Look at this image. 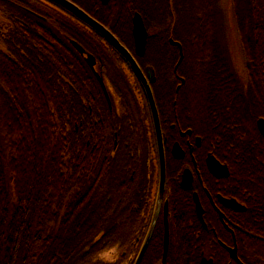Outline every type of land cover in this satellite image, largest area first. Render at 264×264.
<instances>
[{"label": "trees", "instance_id": "trees-1", "mask_svg": "<svg viewBox=\"0 0 264 264\" xmlns=\"http://www.w3.org/2000/svg\"><path fill=\"white\" fill-rule=\"evenodd\" d=\"M74 1L127 46L138 11L148 43L157 39V49L147 52L153 53L151 67L157 68L161 85L178 82L173 71L178 59L177 72L191 86L201 120L216 136L214 152L231 167L232 180L252 192V197L243 195L247 210L242 219L251 218V225L244 221L249 232L241 235L239 257L245 264H264V136L256 125L264 115V0H233L241 72L215 32L219 0ZM58 19L53 20L58 26L48 23V38L73 36L89 52H115L101 47L98 32L83 24L75 30L65 16ZM170 40L181 45L179 52ZM31 41L41 46L39 39ZM46 46L43 66L33 47L32 68L9 60L0 73L5 85L0 98V264H121L120 252L109 249L128 240L122 231L119 169L95 165L88 124L75 130L73 121L70 85H91L93 74L68 39H47ZM108 65L113 71L122 67L114 55L108 56ZM57 84L63 86L62 95ZM80 108L85 117L87 110ZM206 238L187 234L189 251L180 259L199 264L195 245L207 243ZM156 240L155 234L151 243ZM204 254L215 264L229 260L222 249Z\"/></svg>", "mask_w": 264, "mask_h": 264}, {"label": "flooded vegetation", "instance_id": "flooded-vegetation-1", "mask_svg": "<svg viewBox=\"0 0 264 264\" xmlns=\"http://www.w3.org/2000/svg\"><path fill=\"white\" fill-rule=\"evenodd\" d=\"M71 1L95 18L76 1ZM99 1L107 4L109 0L106 3ZM58 16H65L75 30L83 24L95 31L87 22L50 0H0V27L4 29L0 28V73L9 60L32 68L29 59L35 56L33 47L39 50L36 53L41 56L43 66V56L46 55L42 49H46L47 39H68L87 63L94 83L70 85L75 130L87 122L88 143L95 165L110 172L119 169L118 181L125 206L122 231L128 240L109 249L120 252L121 264H134L149 235L138 264H192L180 258L189 251L187 234L193 233L207 237L208 241L195 245L200 252L199 264H215L214 259L204 252L218 249L228 253L229 260L224 264H239L230 257L228 248L235 246L239 257L241 235L249 232L244 221L251 225V218L242 219V213L247 210L243 195L252 197V192L242 188L240 180H232L231 167L214 152L216 136L211 135L209 126L201 120L202 116L191 99V86L184 85V77L177 72L178 59L173 69L178 82L161 85L157 82L160 77L157 68L151 67L154 65L153 53L147 52L148 48L157 49V39H151L149 44L146 38L145 50L141 54L135 50L134 38L130 46L118 39L134 57L149 84L158 116V137L145 87L125 58L101 35L97 37L101 47L115 52L93 53L82 45L84 50H80L74 41L80 43L73 36L56 34L48 38V23L58 26L53 23L54 19L58 22ZM4 27L8 28L7 34ZM31 39H39L41 46ZM87 39L96 40L95 37ZM170 41L179 52L181 45ZM110 55L118 58L121 68L114 71L108 68ZM55 87L61 94L63 86L57 84ZM2 91L5 92V85L0 81V98ZM81 105L87 110L82 118ZM210 155L227 165L226 175L211 171ZM222 197L234 199L243 209L225 205ZM166 233L168 244L163 260ZM155 234L157 240L151 243Z\"/></svg>", "mask_w": 264, "mask_h": 264}, {"label": "water", "instance_id": "water-1", "mask_svg": "<svg viewBox=\"0 0 264 264\" xmlns=\"http://www.w3.org/2000/svg\"><path fill=\"white\" fill-rule=\"evenodd\" d=\"M50 1L58 4L59 6L63 7L64 9L69 11L70 13L76 15L81 20L87 22L93 29H95L96 32H98L108 42H110L120 52V54L125 58V60L129 63L131 68H133V70H134L135 74L137 75L138 79L140 80V82L145 87V92L147 94L149 104L152 108L153 118H154V122L156 125L157 134L159 137L158 116H157V111H156L155 103L153 100V96H152L149 84H148L145 76L141 72L139 65L137 64L136 60L131 55L129 50L118 40V38L107 27H105L102 23H100L95 18L90 16L87 12H85L82 8H80L78 5H76L71 0H50ZM102 1L104 3H106L108 0H102ZM132 34H133V38H134V44H135L136 52L139 54L143 53L145 50V43H146V38H147V29L145 27L143 17L138 11H135L133 13V16H132ZM174 42H176V41H174ZM176 43H178V42H176ZM74 44L80 50H84L82 48V46L80 44L76 43L75 41H74ZM89 57L93 59V56H91L90 54H89ZM180 58H181V56H180ZM256 125H257L260 133L264 136V115L257 118ZM162 160H163V158H162ZM208 164H209L211 171L215 172L217 175H221V174L226 175L228 172L227 171V165L221 163L213 155H210L208 157ZM162 171L164 174V161H162ZM221 199L225 205L231 206L235 209H243V206H241L234 199L224 198V197H222ZM197 210L199 213L201 212V208H200L198 201H197ZM148 238H149V235H147L145 242H144V245H143L142 249L140 250L134 264H138L139 260L141 259V256L144 252ZM167 244H168V236L166 233L165 237H164L163 260H164L165 254H166ZM228 249H229L230 257L234 261L238 262L239 264H243V262L239 259L238 255H237L236 247L235 246L229 247ZM228 264H231V263L229 262Z\"/></svg>", "mask_w": 264, "mask_h": 264}, {"label": "rangeland", "instance_id": "rangeland-1", "mask_svg": "<svg viewBox=\"0 0 264 264\" xmlns=\"http://www.w3.org/2000/svg\"><path fill=\"white\" fill-rule=\"evenodd\" d=\"M219 6L221 8L220 9L221 12H219L218 23H217L219 24V26H216L215 32L217 36L219 33L221 37V39L219 40L222 44H224V47L223 46L222 47L227 49L226 53L230 55L229 56L230 60L235 64V66L241 72L243 71V55L234 21L235 20L234 1L219 0ZM189 25L190 26L193 25L192 21L189 22ZM167 78L172 79V75L170 74V72H168Z\"/></svg>", "mask_w": 264, "mask_h": 264}]
</instances>
